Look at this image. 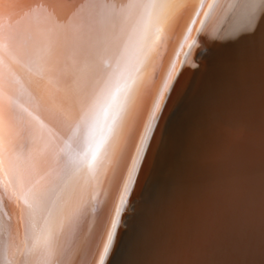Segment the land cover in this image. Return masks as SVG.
Returning a JSON list of instances; mask_svg holds the SVG:
<instances>
[{
  "label": "bare ground",
  "instance_id": "obj_1",
  "mask_svg": "<svg viewBox=\"0 0 264 264\" xmlns=\"http://www.w3.org/2000/svg\"><path fill=\"white\" fill-rule=\"evenodd\" d=\"M89 2L0 0L16 31L65 40L43 70L0 53V126L14 156L52 140L79 161L59 178L22 165L13 200L0 174V264H264V0L234 9L229 35L210 30L211 0H107L115 12L77 15ZM43 187L46 211L24 238L25 197Z\"/></svg>",
  "mask_w": 264,
  "mask_h": 264
},
{
  "label": "snow or ice",
  "instance_id": "obj_2",
  "mask_svg": "<svg viewBox=\"0 0 264 264\" xmlns=\"http://www.w3.org/2000/svg\"><path fill=\"white\" fill-rule=\"evenodd\" d=\"M250 4V0H211L207 4V8H204L206 16H215V23L210 30L213 34L222 32L225 35L234 34L239 31L240 19L236 16L230 15L236 8H247ZM204 7L203 5H201ZM116 5L108 3L107 0H90L89 3L81 5L77 11V15H82L85 12H115ZM219 13V14H217ZM261 20H264V12L261 13ZM55 27V26H53ZM260 30V25L247 31L243 34V37H253ZM201 41L205 47H210V44L206 41L204 36H201ZM234 42V41H233ZM211 43H215L212 41ZM65 44L63 34L52 29L18 32L14 29L10 21L0 20V53L8 54L16 52L19 56L27 58L30 61L36 63L45 69L51 62L53 54L58 49H63ZM105 54V49L102 45H97L93 53L91 54V60L93 64V70L96 72L102 71V58ZM67 71L71 73L72 67L69 66ZM71 109V103L69 104ZM80 121L76 123L73 130V136L78 135L80 128ZM147 132L151 134L152 129L149 126ZM72 142H69V149H71ZM142 152V149H141ZM79 161L74 158L71 151H66L64 148H57L52 140L45 144L44 149L29 150L27 157L21 159L18 156H14L12 148V132L10 129H6L0 126V174H4L8 177V183L3 185L4 195L13 200L17 198V193L14 190L12 181L15 177L21 174L22 165L28 169H42L49 167L50 171H56L57 176L71 172ZM51 188L43 187L34 189L29 196L25 197V203L27 209L22 211L21 224L24 227V238L27 237L32 229H34V223L36 218L46 211V201ZM25 217L27 219H25ZM65 217L61 212L60 223L63 226ZM8 230V224L0 223V232L4 233ZM15 237L20 239L19 230L15 232ZM54 233L48 231L44 237V244L47 247L53 245ZM112 238L109 235L108 242L104 246V252L101 254L100 259L103 261L104 255L108 252L111 246ZM8 264H14L9 261Z\"/></svg>",
  "mask_w": 264,
  "mask_h": 264
},
{
  "label": "water",
  "instance_id": "obj_3",
  "mask_svg": "<svg viewBox=\"0 0 264 264\" xmlns=\"http://www.w3.org/2000/svg\"><path fill=\"white\" fill-rule=\"evenodd\" d=\"M129 202V201H128ZM128 202L126 203V205H125V207L123 208H120V212H121V214H119L118 213V217H117V219H116V226H118V227H120V225H121V220H122V216H123V214H122V212H124L125 211V209H126V206H127V204H128Z\"/></svg>",
  "mask_w": 264,
  "mask_h": 264
}]
</instances>
